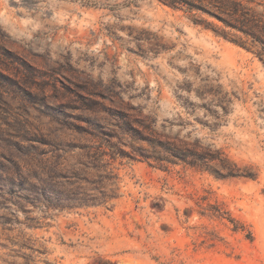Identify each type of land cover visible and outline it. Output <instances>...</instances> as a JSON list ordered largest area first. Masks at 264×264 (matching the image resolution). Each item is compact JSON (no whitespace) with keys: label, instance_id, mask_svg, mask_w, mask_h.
Masks as SVG:
<instances>
[{"label":"rangeland","instance_id":"obj_1","mask_svg":"<svg viewBox=\"0 0 264 264\" xmlns=\"http://www.w3.org/2000/svg\"><path fill=\"white\" fill-rule=\"evenodd\" d=\"M0 264H264V0H0Z\"/></svg>","mask_w":264,"mask_h":264},{"label":"trees","instance_id":"obj_2","mask_svg":"<svg viewBox=\"0 0 264 264\" xmlns=\"http://www.w3.org/2000/svg\"><path fill=\"white\" fill-rule=\"evenodd\" d=\"M105 201V199H102V201H100V202H104ZM94 204V203H93ZM96 204V203H95Z\"/></svg>","mask_w":264,"mask_h":264}]
</instances>
